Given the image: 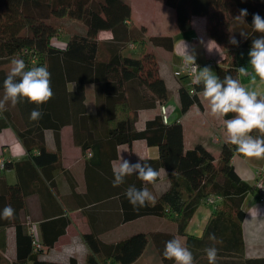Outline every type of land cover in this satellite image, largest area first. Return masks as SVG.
<instances>
[{"label":"trees","instance_id":"16d2710c","mask_svg":"<svg viewBox=\"0 0 264 264\" xmlns=\"http://www.w3.org/2000/svg\"><path fill=\"white\" fill-rule=\"evenodd\" d=\"M163 1L175 10L176 26L180 31L190 28L192 16L207 17L210 36L226 50L224 62L216 66V74L220 80L227 75L238 80V66L250 60L248 53L252 40L264 35L255 32L252 27L253 14L264 17V0ZM241 9H247L249 13L244 18L245 22L235 19ZM130 15L131 8L127 0H0V65L7 59H22L27 69L46 66L51 73L54 93L47 103L39 106L43 115L37 121L29 119L37 105L26 100L16 105L23 121L20 126H16L8 111L0 112V131L11 127L27 155L22 160L3 159V169H13L15 172L14 183H8L0 174V211L7 205L15 209L12 219H0V229L10 225L15 228V259L11 264H54V261L42 258L43 248L51 247L58 234L64 231L65 218H60L62 225L53 236L45 232L51 224H41L40 248L35 250L32 243L34 236L21 221V207L24 197L37 191L39 183L49 179L53 169L62 166L60 129L66 123L72 124L73 141L84 156H87L88 150L91 152L85 160L88 191L81 197L83 201L80 203L99 199L97 191L101 185L89 181V168H92V171L96 170L94 178L98 176L100 179L102 172L111 173L108 185L110 191L107 193L119 194L127 204L125 188L135 185L130 181L136 175L126 177L122 185L114 187L111 162L117 156L119 144L144 139L148 145L158 147V158L148 162L156 170L160 167L167 170L169 187L154 203H147L144 207H133L128 202L124 220L146 214L167 213L177 222L181 232L203 199L218 198L217 210L208 225L215 227L217 221L225 216L227 228L232 231L231 243H242L241 222L244 212L241 203L256 185H250L235 173L230 160L234 153H239L237 147L224 142L217 159L202 144L184 149L181 124L177 121L164 123L160 114L147 120L144 128L138 129L134 125L132 112L135 111L129 103L131 98L126 95V84L137 83L150 91L149 95L145 92L139 94V97H145L148 106L165 99L168 91L163 78L155 70L156 62L152 54L146 50V41L127 26ZM52 17L77 21L84 29L68 31L52 22ZM101 30H110L112 38L107 42L99 40L98 33ZM241 32L246 33L247 38L242 37ZM64 35H67L64 47L52 43V38L61 39ZM232 36L240 42L238 47L229 43ZM148 42L166 50L173 46V38L168 35L152 36ZM127 44H132L131 50L138 47L139 55L125 53ZM8 73L0 70V93L4 91L3 81ZM88 84L94 86L96 109L93 113L88 112L86 106ZM202 88V83H193V93H190L188 86L182 84L179 87L182 111L197 102L195 90ZM233 116V113H229L224 119ZM46 129L52 130L56 145L54 150L46 147ZM251 135L262 136L258 130ZM67 179L71 186L75 184L69 173ZM226 240L229 242V238ZM84 241L92 257L100 253L117 264H130L144 249L147 235L138 232L106 244L92 234H85ZM163 261L170 264L172 260L163 256ZM2 262L0 254V264ZM88 263H91V257ZM70 264H77L76 259H72Z\"/></svg>","mask_w":264,"mask_h":264},{"label":"crops","instance_id":"0c3cea01","mask_svg":"<svg viewBox=\"0 0 264 264\" xmlns=\"http://www.w3.org/2000/svg\"><path fill=\"white\" fill-rule=\"evenodd\" d=\"M70 22L77 21L71 20ZM127 23V26L132 27L131 15ZM77 24L79 31H83L84 27L81 23L77 22ZM138 25L142 27L144 24L139 23ZM207 25L208 21L205 15H194L191 18L189 29L180 31L176 26L172 34H167L173 38V46L170 50L165 49L166 51H163L165 56L162 55V60L156 62L157 73L163 78L168 91L165 99L157 100L156 104L148 106V101L145 100L144 96L139 97V94H144V92L150 94L151 92L133 82L126 84V95L131 98L129 103L133 111L136 112L137 122L135 126L138 129L144 128L147 120L156 114H160L159 106L163 104L168 115L167 123L177 121L182 126L184 149L202 144L217 159L221 145L224 142H229L223 122L224 118H217L211 114L210 102L203 96V88L195 90L197 102L182 111L179 87L182 84L189 87L188 77L178 78L173 74V71L184 59L182 44L184 40L189 45V51H192L194 46L195 62L201 66V69L207 66L217 76L216 66L221 65L222 61L224 62L226 50L210 36ZM101 31L107 34V37L101 38L99 36ZM101 31L98 33L99 40L107 42L112 38L110 30ZM66 38L67 35L61 39L52 38V43L55 46L64 47ZM201 40L203 43L200 42ZM226 59L228 60V57ZM249 61L241 65L247 69V75L241 74L239 72L241 66H238V80L249 91H256L258 98L264 97V81H261L255 74ZM3 92L0 93V98H2ZM132 93L135 94L132 96ZM86 106L90 113L96 109L93 84L86 86ZM7 109L16 126L22 125L23 121L17 107H13L9 103ZM44 139L49 150L56 149L52 130H44ZM158 155L156 145H148L144 139H136L130 144H119L117 156L112 162L118 160L120 156L131 163H136L140 158L148 162V160L157 159ZM26 157L25 149L14 130L11 127L2 129L0 131V160L10 158L16 161ZM88 157L89 155L84 156L80 147L73 141L72 124H64L60 129V161L62 166L53 169L50 178L40 182L38 190L29 193L23 199L21 221L28 226L29 232L37 241H41L42 238V223L49 222L51 224L45 232L48 236H53L62 225L60 218H65L64 231L58 234L51 247L43 248V259L53 261V254L59 253L74 237L84 240L85 234H92L101 242L111 244L142 232L147 235L146 245L141 254L130 264H165L163 261L165 243L173 238L181 239L182 243L189 248L193 253L195 264H208L204 252L206 247L218 249L216 264H264V191L257 186L248 192L242 200L241 209L244 212L241 222L242 243L237 245L236 242L235 244L231 243L232 231L227 228L225 216L217 221L215 227L208 225L210 218L217 210L218 198H215L214 202L203 199L181 232L177 222L167 213L166 215L146 214L124 220V212L128 210L129 201L126 204L125 199L119 194L107 193L110 191L108 185L110 184L109 175L111 173L104 174L102 172L101 178L98 179V176L94 178L96 170L92 171V168H89L91 171L89 181L92 182L93 180L96 185L97 183L101 185L97 191L99 199L80 203L83 201L81 197H84L88 191L85 173V160ZM230 161L238 177L250 185L256 184V180L264 176V158H249L241 153H234ZM151 166L154 168V165L151 164ZM64 170L75 181L73 186L70 185L67 179L68 173L65 175ZM157 170L160 175L154 184H147L137 176L134 177L133 181H130L138 189L148 187L154 196V201L148 202L150 204L154 203L157 197L169 187L167 170L164 167ZM0 174L5 177L8 183L16 181L13 169H0ZM213 233L216 240H209V235ZM226 238H229V242ZM0 254L3 258L2 264H11L15 259V228L13 225L0 229ZM89 257H91V263H88ZM75 259L77 264H117L104 258V255L100 253L94 254L92 257L90 250L84 255H77ZM170 264H175V261L172 260Z\"/></svg>","mask_w":264,"mask_h":264},{"label":"clouds","instance_id":"9594fccd","mask_svg":"<svg viewBox=\"0 0 264 264\" xmlns=\"http://www.w3.org/2000/svg\"><path fill=\"white\" fill-rule=\"evenodd\" d=\"M247 9H241L237 20L245 22L248 15ZM252 27L255 32L264 33V17L258 13L253 14ZM240 35L247 38V34ZM203 43V41H200ZM214 42V41H210ZM215 43V42H214ZM229 43L239 46V41L234 37L229 38ZM184 62L195 65L196 53L194 46L189 51V45L183 40ZM209 44V43H208ZM208 47V45H207ZM209 49V48H208ZM210 51V49H209ZM255 74L264 81V35L252 40L248 53ZM12 67L3 81V96L0 98V112L7 111V105L15 107L18 103L27 101L37 105L29 116L32 121L42 118L43 113L39 106L47 103L54 95L51 87V73L46 66H34L27 69L22 59H13ZM27 69V70H26ZM239 72L247 75V69L239 67ZM195 84H203V96L210 102V111L214 117L224 118L229 113L235 115L231 119H224L228 141L237 147V151L249 158H264V97L258 98L256 91H249L243 87L239 80L231 75L220 78L212 73L209 67H204L196 75ZM258 130L262 136L253 137L251 133ZM113 186L118 187L125 182V178L136 175L147 184H154L160 173L150 163L141 158L136 163L123 159L112 162ZM126 198L133 207H144L148 202L154 201L152 192L148 187L137 188L131 185L126 189ZM15 215V209L10 205L0 211V219L10 220ZM209 240H216L215 234L209 235ZM89 251L87 242L79 237H74L59 253L53 254L54 264H70L77 255H84ZM208 264H216L218 249L206 247ZM163 256L174 260L175 264H195L193 253L182 243L181 239L173 238L166 241Z\"/></svg>","mask_w":264,"mask_h":264},{"label":"rangeland","instance_id":"374dc122","mask_svg":"<svg viewBox=\"0 0 264 264\" xmlns=\"http://www.w3.org/2000/svg\"><path fill=\"white\" fill-rule=\"evenodd\" d=\"M127 2L129 3L131 8V20L133 22L132 27L131 26L130 27L133 29L134 33H136L137 35H139L141 39L143 38L146 41L147 43V45H145L146 50L147 52H150L152 54V57L154 58V62H160V60H162V58L165 56V52L163 51L166 50L160 46L152 45L151 43L148 42V38L152 36H159V35L162 36V35L172 34L175 31L176 29L175 10L172 7L167 6L163 0H127ZM50 20L55 24L60 25L61 28H66V30L68 31H79L77 22H70V20H65V19L62 20L54 17L50 18ZM139 23L144 25L140 27V25H138ZM99 36L103 38V37H107V34L101 31L99 33ZM131 45L132 44L125 45L127 46L125 47V49L127 50L124 49V52L127 54L138 56L140 49L136 46L137 47L136 49L131 50L132 47ZM11 61L12 60H8V59L4 61L0 65L1 68L4 71L10 70L12 67ZM156 65L157 63H155V70L157 72L158 67ZM132 114H133L132 118H134V125H135V123L137 122L136 121L137 116L135 112ZM5 258L7 259V257Z\"/></svg>","mask_w":264,"mask_h":264},{"label":"built area","instance_id":"2783aa9c","mask_svg":"<svg viewBox=\"0 0 264 264\" xmlns=\"http://www.w3.org/2000/svg\"><path fill=\"white\" fill-rule=\"evenodd\" d=\"M200 70H201V66L197 62H195V65L186 64L184 62V59H183L181 64L179 65V68H177L173 72V74L176 77H181V76L188 77V82L187 83L189 85V91H190V93H193V89H192V85L194 83L193 81H194L196 75H198ZM159 109H160V116L162 118V121L164 123H167L168 115H167L165 106L163 104H160ZM90 154H91V152L88 150L87 151V155H90ZM0 168H3V159L0 160ZM255 185L258 188H260L262 191H264V176L259 177L256 180V184ZM207 201L208 202H213L214 200L212 198H208ZM32 243H33V246H34L35 250L40 248V244L35 238L33 239Z\"/></svg>","mask_w":264,"mask_h":264}]
</instances>
